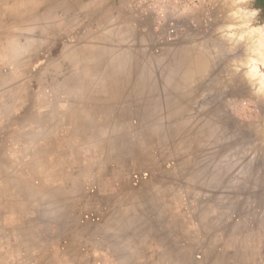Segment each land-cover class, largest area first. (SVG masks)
I'll return each instance as SVG.
<instances>
[{
	"label": "rangeland",
	"instance_id": "rangeland-1",
	"mask_svg": "<svg viewBox=\"0 0 264 264\" xmlns=\"http://www.w3.org/2000/svg\"><path fill=\"white\" fill-rule=\"evenodd\" d=\"M1 1L0 28L13 34L0 31V43L20 44L22 58L32 47L36 60L59 58L67 44L69 65L48 68L51 88L84 107L106 93L108 157L133 203L156 198L158 214L190 242L182 264L192 261L191 243L197 264H264V47L256 33L264 26L246 16L247 0H201L176 15L171 41L159 32L166 25L156 0H51L36 27L16 22ZM254 63L261 80L250 75Z\"/></svg>",
	"mask_w": 264,
	"mask_h": 264
},
{
	"label": "crops",
	"instance_id": "crops-1",
	"mask_svg": "<svg viewBox=\"0 0 264 264\" xmlns=\"http://www.w3.org/2000/svg\"><path fill=\"white\" fill-rule=\"evenodd\" d=\"M247 2L264 26V0ZM4 3L16 22L33 20L34 27L52 13L51 0ZM20 48L0 43V264H182L178 256L190 242L158 214L156 198L144 208L133 203L126 175L108 157L114 127L105 123L114 117L99 102L106 93L92 94L84 107L51 88L48 68L69 65L66 43L61 57L47 60H36L34 47L22 58ZM191 246L189 264H197Z\"/></svg>",
	"mask_w": 264,
	"mask_h": 264
},
{
	"label": "built area",
	"instance_id": "built-area-1",
	"mask_svg": "<svg viewBox=\"0 0 264 264\" xmlns=\"http://www.w3.org/2000/svg\"><path fill=\"white\" fill-rule=\"evenodd\" d=\"M200 0H156L154 11L160 20L164 21L166 27H161L159 32L165 36V39L174 40L178 34L177 16L190 8H196Z\"/></svg>",
	"mask_w": 264,
	"mask_h": 264
},
{
	"label": "bare ground",
	"instance_id": "bare-ground-1",
	"mask_svg": "<svg viewBox=\"0 0 264 264\" xmlns=\"http://www.w3.org/2000/svg\"><path fill=\"white\" fill-rule=\"evenodd\" d=\"M226 1H227V3H226ZM225 1V5H227L228 3H230V4H232V5H234V3L235 2H237V1H240V0H226ZM229 1V2H228ZM233 7V6H232ZM231 7V8H232ZM228 9V8H227ZM248 12V11H247ZM235 13H236V10H235ZM251 13L252 12H248V15L246 14V16H248V17H250V15H251ZM244 15V14H243ZM252 16V15H251ZM244 17V16H243ZM132 18V17H131ZM251 18V17H250ZM246 19H247V17H246ZM252 30V29H251ZM254 31V30H253ZM254 33V32H253ZM256 33H257V35H258V41L260 42L259 43V46L261 47V49L259 50V51H261L262 49H263V47H264V27H259V29H258V31H256ZM255 33V34H256ZM254 35V34H253ZM257 35H255V37L257 36ZM253 42V41H252ZM255 42V41H254ZM258 43V42H257ZM253 46H255V45H253ZM257 48H259V47H257ZM264 52V51H263ZM261 55V57H262V59H264V53H262V54H260ZM251 56V55H250ZM252 60H253V58H252ZM249 62V61H248ZM246 63V62H245ZM251 65V64H250ZM249 68H250V66H249ZM251 71V72H250ZM250 75H252V77L253 78H257L258 80L260 79H263V75L262 74H259L260 72H259V70H258V67H257V64H253V65H251V68H250ZM251 77V78H252ZM256 80V79H255ZM259 83V82H258ZM260 83H262V82H260ZM264 84V83H263ZM262 85V84H261ZM253 86H254V84H253ZM262 88V90H264V85H263V87H261ZM257 89H259V88H257ZM260 90V89H259ZM254 91H256V90H254ZM259 93H260V91H259ZM263 93V92H262ZM259 96V95H258ZM256 97V96H255ZM256 99V98H255Z\"/></svg>",
	"mask_w": 264,
	"mask_h": 264
}]
</instances>
